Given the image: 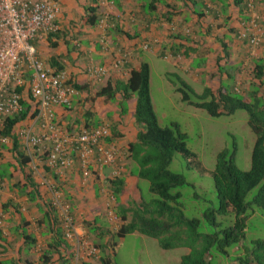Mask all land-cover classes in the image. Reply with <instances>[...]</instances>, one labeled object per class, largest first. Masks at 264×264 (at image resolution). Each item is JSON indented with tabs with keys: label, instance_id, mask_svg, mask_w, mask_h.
Masks as SVG:
<instances>
[{
	"label": "crops",
	"instance_id": "crops-1",
	"mask_svg": "<svg viewBox=\"0 0 264 264\" xmlns=\"http://www.w3.org/2000/svg\"><path fill=\"white\" fill-rule=\"evenodd\" d=\"M163 1L173 6L170 15L166 13L167 8L164 4L152 3V9H149L148 5L151 4V0H58L60 12L56 22L59 31L55 35L32 40L38 57L45 60L55 70L65 69L74 84L79 86L71 97L69 109L58 105L52 107L57 122L66 128L99 123L108 125L109 140L117 145L119 162L124 165V167L121 165L123 173L120 177L123 181V188L119 194V201L125 204L137 201L140 192L137 188L138 180L145 182L144 179L131 173L134 165L124 152L128 143L134 140L137 131L132 118L133 106L132 108L130 106L125 113H120L114 101L111 102L94 93L107 82L112 84L115 80H125L128 68L144 61L145 51L156 54L167 61L174 60L178 69L182 70L189 79H201L203 86L210 87L215 75L224 79V75L210 73L215 72L214 58L220 54L213 40H217L220 34L229 51L228 59H231V63L228 62V64L240 67L241 64L246 63V60H250L248 50L241 45V40L236 36L241 26L240 23L251 19L258 22L259 18H264V3L260 1L256 4L252 0H246L250 2V7H248L250 9L243 10L244 14L238 13L237 7L233 6L231 0ZM90 2L97 4L98 18L94 25L87 24L83 17L84 9ZM255 4L257 5L256 10L254 9ZM200 11L202 15L197 14ZM167 15L169 18H166ZM257 27L260 44L261 40L264 42V29L261 25ZM212 29L217 31L213 35H217L210 36L212 32L203 33V31L208 32ZM190 37L196 38L191 41ZM144 42L148 43V48L141 47ZM172 44L180 46L174 51ZM241 47H244V50ZM117 50L128 54L125 64L118 69L112 66V61L119 55ZM256 57L258 56L253 58ZM53 58L55 65L51 63ZM221 62H224V59L220 60V64ZM90 65H103L106 68V73L101 80L93 81L87 75L85 69ZM240 72L241 69L238 73ZM219 78L213 86L218 85ZM235 83H238L237 80ZM118 100L119 97L116 94L115 101ZM131 100L133 101V99L128 101ZM25 102L26 107L30 109L28 102ZM86 112L92 115L85 117ZM95 119L98 120L97 123H94ZM30 124H33L32 130L36 131L35 121L26 113V116L17 121L14 127ZM35 148L38 152L33 153V157L29 153H23L19 148L28 158L25 167L27 169L30 162H36L37 170H43V176L54 187L56 185L60 189L63 200L70 203V212L77 237L93 244L97 239L90 232V226L114 231L122 223L114 214L113 198L109 200L111 195L105 180L110 177L109 167L97 169L94 164H90L89 172L85 175L80 166L74 162L71 167L55 172L42 165V152L37 147ZM14 157L11 141L0 146V206L3 203L8 204L2 209L0 264H27V262L39 264L42 250L47 249V245L52 242V232L49 229L43 205L44 202L49 201L50 193L46 187L38 185L39 195H35L34 199L30 200L27 193L30 189L29 187L22 188L23 178ZM33 179L38 183L39 178L33 177ZM105 210H110L116 216L115 219L108 220L104 214ZM125 236L115 241L114 249ZM108 238L109 235L104 233L97 241L102 243L103 252L106 255L112 254L106 242ZM71 244L72 241L67 240L68 247L64 251L58 247L61 257L70 253L69 257L59 258L58 253L52 251L47 264H68L72 259ZM99 256L100 249L97 247L93 257L77 264H101ZM107 264H112V262L109 261Z\"/></svg>",
	"mask_w": 264,
	"mask_h": 264
},
{
	"label": "trees",
	"instance_id": "trees-1",
	"mask_svg": "<svg viewBox=\"0 0 264 264\" xmlns=\"http://www.w3.org/2000/svg\"><path fill=\"white\" fill-rule=\"evenodd\" d=\"M256 1L264 3V0ZM231 2L240 14H244L243 10H249L246 0H231ZM152 3L164 4L167 8L166 13L171 14L173 6L163 0H151V4L148 5L149 9H152ZM84 11L83 17L86 23L94 25L98 18L97 4L90 2ZM197 14L202 15V12ZM168 15L166 18H169ZM255 23L257 26L260 25L257 21ZM55 34L57 32L48 35ZM176 37L179 39L178 35ZM195 38L190 40L193 41ZM217 38L220 54L214 58L215 72L210 73L224 75V79L219 78L215 89L203 86L200 93H195L189 84L179 79L180 86L177 90L181 93V100L196 108H202L211 117L230 115L237 109L245 112L246 125L253 134L248 168L241 170L236 166L234 163L236 148L231 143L229 148L224 147L216 152L212 169H204L196 154L185 146L184 134L178 131L174 123H170L169 126H159L149 96L148 64L140 61L137 65L130 66L125 80H115L112 84L107 82L94 94L103 96L111 102L114 101L120 113H125L127 110L125 102L133 99L132 118L137 131L134 140L128 143L124 152L126 157L133 162V170H135L131 173L144 179L147 182V191L154 196L151 199L142 198L139 192L136 202L121 203L119 194L123 188V181L120 177L123 173L121 166L123 164L116 159V164L120 167L117 174L111 173V166H104L110 168V177L105 180L115 204L113 205L114 214L122 223L114 231L98 226L89 227L97 241L104 233L109 235L106 242L112 254H104L102 243L97 241L93 243L96 248L100 249L101 264H107L109 261L114 264L111 258L115 253V241L131 232L155 239L156 244L163 249L186 248L187 252L180 255L178 264H219L221 262H225L223 264H264V239L245 240L248 215L254 211L264 213V91L261 89V85H264V49L261 57L253 58L252 75L247 84L248 89L243 94L239 85L235 83L236 73L240 71V67L228 64L227 44L222 37ZM241 41L246 43L245 39ZM178 46L180 45L172 44L173 50L176 51ZM118 52L124 54L127 59L126 52L122 50ZM126 59L121 66L125 64ZM223 59L224 62L220 64V60ZM51 63L55 65L54 58ZM73 86L75 89L79 88L78 85ZM189 93L193 95V99L189 98ZM116 94L119 97L118 101H115ZM26 109L25 107L22 112L13 117H5L2 132L12 138L14 158L23 178L22 188L29 187L30 190L27 193L30 200H33L35 195H39V184L31 177L29 169H26L28 158L19 150L14 135L9 132L15 122L24 118L27 113ZM91 115L90 112H86L85 117ZM97 121L95 119L94 123ZM174 153L181 156L186 168L196 169L200 174L210 175L216 207L208 203L207 208L198 217L188 218L183 215L182 206L178 202L180 198L178 189L187 183L181 174L168 169ZM41 154L44 160L45 152ZM54 188L58 187L55 185ZM68 204L71 214L70 203ZM6 205L8 204H1L0 209H4ZM43 205L48 226L52 232V242L47 245V249L42 250L39 264H47L52 251L57 252L59 258H66L70 255L66 253L67 256H60L58 247L63 251L67 250V240L63 237L61 223L49 201L44 202ZM104 214L107 217L106 210ZM226 215H231L232 218L227 220Z\"/></svg>",
	"mask_w": 264,
	"mask_h": 264
},
{
	"label": "built area",
	"instance_id": "built-area-1",
	"mask_svg": "<svg viewBox=\"0 0 264 264\" xmlns=\"http://www.w3.org/2000/svg\"><path fill=\"white\" fill-rule=\"evenodd\" d=\"M59 12L58 0H0V146L12 141L2 132L3 119L22 112L27 101L30 106V109L26 107L27 114L35 121L36 131L32 130L33 124L16 128V122L9 129L23 153L33 157L31 149L37 147L39 151H44L42 165L55 172L69 168L75 161L85 175L89 172L87 167L90 164L97 169L111 166V173L117 174L120 171L116 164V159H119L118 147L109 140L108 125L99 123L68 129L54 116V105L70 108L71 97L76 92L74 81L65 69L55 70L38 57L32 40L59 31L56 22ZM257 31L253 19L247 23L241 22L237 39H245L248 45L257 47L260 41ZM142 48H148V43H142ZM118 54L112 61L116 69L126 59L124 54ZM85 72L93 81H99L105 75L106 68L103 65H90ZM29 164L30 174L39 178L38 184L49 190V203L61 223L64 239L72 241V259L68 264H77L93 257L96 247L76 236L69 204L63 200L61 191L43 176V170H37L36 162ZM107 217L110 221L115 219L110 210H107ZM2 218L0 209V227Z\"/></svg>",
	"mask_w": 264,
	"mask_h": 264
},
{
	"label": "rangeland",
	"instance_id": "rangeland-1",
	"mask_svg": "<svg viewBox=\"0 0 264 264\" xmlns=\"http://www.w3.org/2000/svg\"><path fill=\"white\" fill-rule=\"evenodd\" d=\"M252 2H257L252 0ZM257 4V3H256ZM254 9L256 8V5ZM256 10V9H255ZM264 18H259L258 23L264 29ZM215 36V29L203 33ZM220 36V34H219ZM220 47L216 39L213 40ZM225 42V41H224ZM241 45L249 52L250 60L240 65L241 72L236 74L237 85L242 93L248 89V81L251 78L252 61L256 55H263L264 42L261 40L257 47H249L241 41ZM244 47H241L244 50ZM186 60V57H184ZM143 60L149 65V96L155 112L159 126H169L174 123L180 133L184 134V143L187 148L193 151L204 169L210 170L214 166V157L221 148H229L234 144L235 156L234 163L241 170H246L249 166V154L253 140V134L246 125V114L243 110L237 109L230 115H220L217 117L209 116L202 108H196L193 105L181 100V93L178 91L179 79L190 85L195 93H200L203 88L201 79H189L182 70L178 69L174 60L167 61L156 54L145 51ZM230 60V61H229ZM176 61V60H175ZM231 63V59H228ZM213 77V83L210 87L215 89L216 79ZM264 79V77H263ZM264 91V85H261ZM189 98L193 95L189 93ZM124 103V102H123ZM122 103V104H123ZM127 109L133 106V101H126ZM31 153H37L38 150L31 149ZM168 169L182 175L187 183L179 188V204L182 206L185 217H198L202 211L207 208L208 203L216 207L214 200L212 179L210 175L200 174L196 169H188L184 160L179 154H173ZM138 188L141 197L151 199L154 195L149 193L146 188V181L138 180ZM141 184V185H140ZM218 219V216L216 217ZM227 220L231 215H226ZM205 225V221H203ZM264 239V213L254 211L249 214L246 220L245 240ZM187 252L186 248L175 247L170 249L160 248L155 239L134 232L124 237L115 248V255L111 258L114 264H178L180 255ZM221 262L219 264H223Z\"/></svg>",
	"mask_w": 264,
	"mask_h": 264
},
{
	"label": "clouds",
	"instance_id": "clouds-1",
	"mask_svg": "<svg viewBox=\"0 0 264 264\" xmlns=\"http://www.w3.org/2000/svg\"><path fill=\"white\" fill-rule=\"evenodd\" d=\"M247 3H249V2H247ZM250 9V8H249ZM110 131V130H109ZM110 137V136H109Z\"/></svg>",
	"mask_w": 264,
	"mask_h": 264
}]
</instances>
